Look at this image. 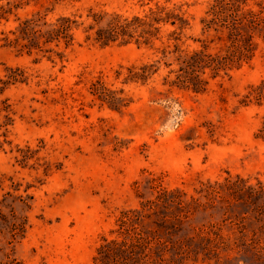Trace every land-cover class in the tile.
Masks as SVG:
<instances>
[{
    "label": "rangeland",
    "instance_id": "obj_1",
    "mask_svg": "<svg viewBox=\"0 0 264 264\" xmlns=\"http://www.w3.org/2000/svg\"><path fill=\"white\" fill-rule=\"evenodd\" d=\"M208 1L0 0L18 5L0 31L35 11L82 22L71 47H52L61 59L46 46H1L0 33V76L18 66L29 77L0 95L9 116L0 113V264H93L99 237L113 236L122 209L153 198L155 182L187 202L185 215L168 219L173 238L193 237L176 264H264V139L255 136L264 102L240 103L249 85L264 82V44L196 93L162 84L170 59L161 58V41L171 27L147 45L137 33L126 44L83 40L87 14L142 17L157 4L185 13L191 27L182 38L197 36ZM156 60L144 83L123 82L127 67Z\"/></svg>",
    "mask_w": 264,
    "mask_h": 264
},
{
    "label": "trees",
    "instance_id": "obj_2",
    "mask_svg": "<svg viewBox=\"0 0 264 264\" xmlns=\"http://www.w3.org/2000/svg\"><path fill=\"white\" fill-rule=\"evenodd\" d=\"M12 8L16 9L18 5L5 7L0 4V22L7 21ZM177 9L157 4L142 17L133 15L130 18L114 12L90 13L86 16L91 22L82 28L83 40L100 46L126 44L133 33H137V37L142 38L140 43L147 45L152 38L160 39L156 35L160 28L171 27L161 41V58L170 59L163 62L166 71L162 84L196 93L206 89L208 79L228 75L248 64L264 44V0H209L197 21L198 35L184 38L181 37L182 31L191 25L185 13ZM16 20L12 29L0 31L1 46L26 49L27 52L42 50L46 46L44 52H54L59 59L62 52L52 47H62L63 50L71 47L75 42V30L82 24L75 14L47 18V13L39 11ZM138 40L136 38L135 42ZM158 61L127 67L123 82L144 83L157 73L158 67L154 63ZM28 78L18 66L5 67L0 76V95L10 85L26 84ZM102 90L108 92L104 87ZM263 102V81L249 85L240 99L242 105H261ZM1 112L9 119L6 99L0 100ZM255 136L264 139V122ZM134 184L137 187V182ZM149 187L155 193L153 198L140 200L136 208L122 209L115 218V227L109 231L113 236L99 237L92 256L93 264H176L192 252L193 237L173 238L178 229L169 221L180 216L178 212L182 215L188 212L181 191L165 189L156 182ZM196 237L201 242L202 239L210 241L209 237L199 233ZM209 247L200 244L203 250Z\"/></svg>",
    "mask_w": 264,
    "mask_h": 264
}]
</instances>
